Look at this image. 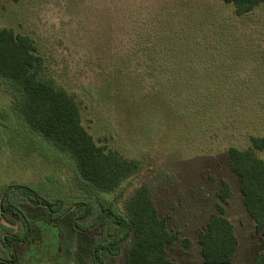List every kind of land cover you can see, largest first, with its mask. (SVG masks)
I'll return each instance as SVG.
<instances>
[{
  "label": "rangeland",
  "instance_id": "374dc122",
  "mask_svg": "<svg viewBox=\"0 0 264 264\" xmlns=\"http://www.w3.org/2000/svg\"><path fill=\"white\" fill-rule=\"evenodd\" d=\"M0 28L33 40L41 77L76 102L96 145L139 168L111 192L91 191L0 79V264H95L98 245L113 248L99 264H126L130 238L120 241L98 203L128 220L126 201L141 186L167 228L191 242L169 245V259L203 264L197 237L222 182L238 239L232 264H253L261 235L226 152L264 135V4L236 16L222 0H0ZM25 188L62 210L49 221Z\"/></svg>",
  "mask_w": 264,
  "mask_h": 264
},
{
  "label": "trees",
  "instance_id": "16d2710c",
  "mask_svg": "<svg viewBox=\"0 0 264 264\" xmlns=\"http://www.w3.org/2000/svg\"><path fill=\"white\" fill-rule=\"evenodd\" d=\"M222 1L233 7L236 16L248 14L264 4V0ZM42 70L43 59L37 54L33 40L0 28V79L20 92L18 110L28 127L73 158L81 179L91 191H113L138 171V164L96 145L81 124L79 106L51 79L42 78ZM249 141L250 146L245 149L230 147L226 152V161L239 180L243 207L261 235L260 251L253 264H264V160L256 154V151H264V135L251 136ZM25 189L32 200L46 209L49 221L53 220L52 215L62 210L60 202L51 203L42 199L33 188ZM230 194V186L222 182L216 194V213L210 216L198 233L197 243L203 264H231L234 260L238 239L232 223L224 216ZM98 205L104 213L103 217L114 224L115 235L123 234L120 241L130 238L126 264H178L169 259L168 246L178 242L185 250L190 248L189 239L180 238L178 232L167 228L166 218L159 215L145 186L137 188L128 197L125 204L128 220L119 217L111 207L101 202ZM89 211L85 207L81 216ZM30 230L38 234L37 228L29 227ZM3 240L11 248L13 240L10 237ZM112 250L111 245L95 246L92 250L93 262L99 264V255H112Z\"/></svg>",
  "mask_w": 264,
  "mask_h": 264
},
{
  "label": "crops",
  "instance_id": "0c3cea01",
  "mask_svg": "<svg viewBox=\"0 0 264 264\" xmlns=\"http://www.w3.org/2000/svg\"><path fill=\"white\" fill-rule=\"evenodd\" d=\"M237 253V252H236ZM235 257H236V254H235ZM235 257H234V259H235ZM234 261V260H233ZM232 264V263H231Z\"/></svg>",
  "mask_w": 264,
  "mask_h": 264
}]
</instances>
